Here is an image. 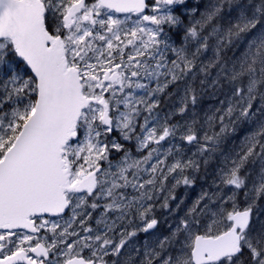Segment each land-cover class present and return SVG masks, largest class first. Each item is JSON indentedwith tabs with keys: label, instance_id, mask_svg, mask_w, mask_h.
Wrapping results in <instances>:
<instances>
[{
	"label": "snow or ice",
	"instance_id": "snow-or-ice-1",
	"mask_svg": "<svg viewBox=\"0 0 264 264\" xmlns=\"http://www.w3.org/2000/svg\"><path fill=\"white\" fill-rule=\"evenodd\" d=\"M0 264H264V0H0Z\"/></svg>",
	"mask_w": 264,
	"mask_h": 264
},
{
	"label": "rangeland",
	"instance_id": "rangeland-1",
	"mask_svg": "<svg viewBox=\"0 0 264 264\" xmlns=\"http://www.w3.org/2000/svg\"><path fill=\"white\" fill-rule=\"evenodd\" d=\"M208 101H205V104H207ZM200 188L197 186L194 190L193 189H186L183 186L178 188L176 190V196L178 198H186V202H190L191 200H194L196 196L199 194Z\"/></svg>",
	"mask_w": 264,
	"mask_h": 264
},
{
	"label": "flooded vegetation",
	"instance_id": "flooded-vegetation-1",
	"mask_svg": "<svg viewBox=\"0 0 264 264\" xmlns=\"http://www.w3.org/2000/svg\"><path fill=\"white\" fill-rule=\"evenodd\" d=\"M143 237H144V234H143V233H141V234H140V239L142 240V239H143Z\"/></svg>",
	"mask_w": 264,
	"mask_h": 264
},
{
	"label": "trees",
	"instance_id": "trees-1",
	"mask_svg": "<svg viewBox=\"0 0 264 264\" xmlns=\"http://www.w3.org/2000/svg\"><path fill=\"white\" fill-rule=\"evenodd\" d=\"M210 170H211V165H210Z\"/></svg>",
	"mask_w": 264,
	"mask_h": 264
}]
</instances>
